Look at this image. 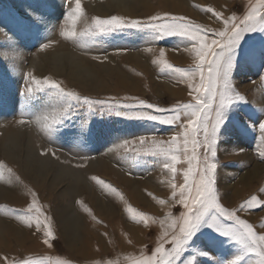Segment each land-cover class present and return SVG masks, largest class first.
I'll return each mask as SVG.
<instances>
[{"label": "rangeland", "instance_id": "obj_1", "mask_svg": "<svg viewBox=\"0 0 264 264\" xmlns=\"http://www.w3.org/2000/svg\"><path fill=\"white\" fill-rule=\"evenodd\" d=\"M68 2L0 0V162L5 165L0 170V222L6 224L1 237L8 242L7 246L0 244V264H7L5 257L11 261L28 256L52 257L68 264H131L141 255H151L171 219L183 211L182 205L173 203L170 182L183 183L186 158L181 156L173 176L163 167V157L144 154L142 148L140 154L131 150L140 148L138 137L142 135L169 140L179 131L175 125L128 119L99 110L89 112L74 105L70 115L49 134L36 117L54 106L51 90L30 97L24 92L31 72L38 79L55 80L66 91L83 97L120 102L135 97L169 109L191 99L189 85L194 81L167 69L161 72L159 61L163 59L185 70L194 67L191 43L180 36L154 40L147 29L68 39L63 36L70 27L65 23L70 11ZM70 2L74 7V0ZM256 3L257 0H81L84 17L76 29L87 32L95 17L117 15L146 22L153 15L168 13L186 17L214 32L222 28V22L203 9L211 7L225 16L242 17ZM43 44L48 47L42 48ZM161 49L165 51L163 58L159 55ZM234 64L233 88L247 102H236L226 113L216 157L217 194L221 203L230 207H238L264 188V158L259 155L264 151V142L258 129L264 121V32L244 35ZM124 140H135L136 144L126 152L117 147ZM93 176L116 188L123 199L93 181ZM133 190L138 192V200ZM32 192L38 196V206L51 217V247L43 243L42 232L24 223ZM160 200L165 203L160 204ZM128 206L149 217L147 227L131 221ZM238 215L264 231L259 227L264 224V208L246 209ZM18 236L30 240L20 245ZM81 244L83 252L78 254ZM237 257H241L239 264L258 259L254 254L247 256L236 241L222 235L206 218L177 264H186L189 259L193 264H232Z\"/></svg>", "mask_w": 264, "mask_h": 264}, {"label": "snow or ice", "instance_id": "obj_2", "mask_svg": "<svg viewBox=\"0 0 264 264\" xmlns=\"http://www.w3.org/2000/svg\"><path fill=\"white\" fill-rule=\"evenodd\" d=\"M68 7L70 11L67 13L65 23L70 27L63 32V36L68 39L109 34L124 29H147L153 34L154 40L172 36L186 38L191 43V51L195 57L194 67L187 70L174 67L163 59L159 61L162 64L161 72L167 69L175 72L182 79L188 78L194 81L189 85L188 94L191 99L185 103H177L169 109L145 103L144 100L135 97L125 98V102L91 99L74 91H66L55 80L48 78L41 80L31 72L27 74L28 82L24 92L27 97L49 89L54 98V106L36 117V122L49 134L70 115L74 105L86 108L89 112L99 110L128 119H146L164 125H175L179 129L167 141L139 136L140 148L131 149L136 154H140L142 148L144 154L163 157V167L173 176L178 171L177 164L181 162V156L186 158L188 164L182 173L183 183L177 185L170 182L173 203L182 205V213L179 217L171 219L151 255H141L140 258L133 259L131 264H177L188 241L206 218L222 235L236 241L247 256L254 254L258 257L256 261H249V264H264V231H258L252 223L238 215L246 209L251 211L264 208V188L259 189L258 194H251L238 207L225 206L221 203L216 188L217 142L220 139V129L227 118L228 110L236 102H247L245 96L233 88L232 73L235 67L236 49L246 33L264 32V0H257V3L252 5L242 17L235 14L225 16L223 12L215 11L211 7L203 9L222 22V28L214 32L192 23L186 17L168 13L163 16L153 15L146 22L117 15L107 18L95 17L87 32H78L77 23L84 17L81 0H74V7L69 0ZM41 47L47 48L48 45L43 44ZM148 51L151 52V49L149 48ZM159 55L161 58L164 57V49L160 50ZM197 76L198 82H195ZM261 79H264V75ZM146 110H154L157 114ZM20 123L24 124L25 121L20 120ZM258 129L260 139L264 142V121L259 123ZM135 144V140H124L117 147L127 152L130 145ZM259 155L264 158V151ZM4 167L5 165L0 162V170ZM7 171L11 173L12 170L7 169ZM2 176L3 171H0V177ZM91 179L123 199L121 193L106 184L103 179L95 176ZM31 197L24 223L42 232L45 237L43 243L51 247L50 239L53 238L51 217L38 206V196L35 192L31 193ZM159 203L164 204L165 201L160 200ZM126 211L130 214L131 221L148 226L149 217L145 213L131 206H128ZM168 216L171 217L172 214L169 213ZM259 227L264 229V224ZM4 259L7 264H68V261L52 257L34 259L28 256L11 261H8L7 257ZM240 259L241 257H237L232 264H239ZM186 264H193V260L189 259Z\"/></svg>", "mask_w": 264, "mask_h": 264}, {"label": "bare ground", "instance_id": "obj_3", "mask_svg": "<svg viewBox=\"0 0 264 264\" xmlns=\"http://www.w3.org/2000/svg\"><path fill=\"white\" fill-rule=\"evenodd\" d=\"M76 66H74V68H75ZM73 73H75V72H73ZM123 79V78H122ZM122 84L124 85V86H127V87H129L131 90L133 89V86L131 85V84H129V83H125L124 81H122ZM135 87H137V86H135ZM173 91V90H172ZM176 91V90H175ZM133 193H132V195H133V197H135V199L137 198V197H139L138 196V192H134V190L132 191ZM3 195H5V196H7L8 194L6 193V192H4L3 193ZM140 195V194H139ZM141 197V196H140ZM136 200H138V199H136ZM4 224V223H3ZM4 225H6V224H4ZM4 225H2L1 224V222H0V244H2L3 246H7L8 244V242L7 243H5V241L2 239L3 237H1L3 234L2 233H4L3 231H5V227H4ZM2 227H3V229H2ZM5 238V237H4ZM30 240V238L29 239H27L26 240V238H24V236H18V242L17 243H19L20 245H22V244H24V243H26L27 241H29ZM85 242V241H84ZM70 243H71V240H70ZM83 244V243H82ZM80 245V246H78L77 248H80V249H77L78 250V252H76V253H82L83 251H82V246H84V245ZM85 244V243H84Z\"/></svg>", "mask_w": 264, "mask_h": 264}]
</instances>
